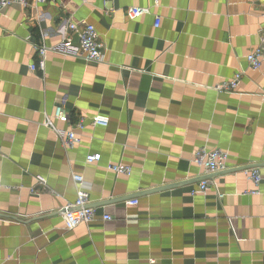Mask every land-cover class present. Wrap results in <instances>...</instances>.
I'll return each mask as SVG.
<instances>
[{"label": "crops", "instance_id": "crops-1", "mask_svg": "<svg viewBox=\"0 0 264 264\" xmlns=\"http://www.w3.org/2000/svg\"><path fill=\"white\" fill-rule=\"evenodd\" d=\"M27 2L0 14V264H264V179L243 194V172L214 179L221 198L191 195L200 182L95 208L72 231L60 213L76 197L73 173L95 204L204 176L191 163L199 148L227 152L225 170L264 164V61L253 71L245 59L264 37L263 1ZM130 7L151 14L130 21ZM69 23L94 26L101 64L75 58ZM34 44L47 49L43 73L29 71ZM236 72V93L212 90ZM58 106L68 122L54 132L42 122ZM96 116L108 125L89 126ZM118 164L130 175L106 169Z\"/></svg>", "mask_w": 264, "mask_h": 264}, {"label": "built area", "instance_id": "built-area-1", "mask_svg": "<svg viewBox=\"0 0 264 264\" xmlns=\"http://www.w3.org/2000/svg\"><path fill=\"white\" fill-rule=\"evenodd\" d=\"M46 0H35L36 4L44 3ZM80 3H90L94 1H99L102 4L110 3L112 0H76ZM263 1V10H264V0ZM159 0H153L152 7L155 8L158 6ZM11 6H21L23 8L29 7L27 0H0V14L7 8ZM125 17L133 21L141 16L151 14L150 8H138L130 7L127 8L124 12ZM153 26L155 29L159 27L160 17L154 15ZM67 30L73 36L76 37L78 42L77 53L74 55L75 58L82 60L85 63L101 64L103 62V47L99 42L98 34L94 26L90 24H77L69 23L67 25ZM264 32V29L262 30ZM34 51L37 56V61L35 64H30V72H44V58L47 53V49L44 46H39L34 44ZM247 67L253 71H258L264 61V37H261L258 45L246 56ZM243 73L236 72L233 76L227 80H224L212 88L213 91L219 94H234L236 93L238 86L242 80ZM261 97H264V90L259 94ZM58 120L63 123L68 122V117L63 112L61 107H55L52 114L49 116H44L42 126L56 132L53 121ZM108 121L105 118L96 116L90 118L89 126L92 127H106ZM85 129V122L83 118L78 119L74 124V129L66 132L63 136L62 144L68 149H72L80 143V136L77 132H81ZM228 158V153L219 150H207L206 148L197 149L192 156L191 163L203 174L208 175L215 172L225 170V163ZM100 161L99 154H88L85 157L86 164H95ZM108 171L113 172L115 175H125L129 176L131 173L130 168L123 165L111 166L108 165L106 168ZM244 177L250 182L251 189H248L243 192V194L248 195H257L259 193L258 189L261 182L264 179V170L260 171L258 168L249 169L243 171ZM71 181L75 186V200L70 204H66L61 208L60 213L63 220V227L65 231H72L79 226L88 225L92 223L96 218V210L91 208H85L90 204L89 193L85 189V182L81 174H71ZM38 186L45 188V180L38 178ZM215 189L218 198H221L217 192L215 183L208 181L201 182L197 188L191 190V195L195 194H204L209 189ZM31 194H37L33 188L30 190ZM132 204H137L136 201L133 203L127 202L126 205L130 206ZM111 217L107 214L101 215L102 222H109Z\"/></svg>", "mask_w": 264, "mask_h": 264}, {"label": "water", "instance_id": "water-1", "mask_svg": "<svg viewBox=\"0 0 264 264\" xmlns=\"http://www.w3.org/2000/svg\"><path fill=\"white\" fill-rule=\"evenodd\" d=\"M259 167H263L264 168V164H253V165H247V166H243V167H239V168H233V169H230V170H223V171L215 172V173H212V174L200 176V177L195 178V179L183 180V181H180V182H176V183H173V184L152 188V189H149V190H146V191L137 192L135 194H130L128 196H124V197H120V198H108L106 200L97 202L95 204H88L87 206H85V208L95 209V208H98V207H103V206H107V205H111V204H115V203H119V202L134 201L135 199H137L138 197H141V196L155 194V193H160V192H163V191H166V190H170V189H173V188L188 186V185L200 183V182H203V181H208V182L213 183L214 179L219 177V176L232 174V173H237V172H243L245 170L259 168Z\"/></svg>", "mask_w": 264, "mask_h": 264}]
</instances>
